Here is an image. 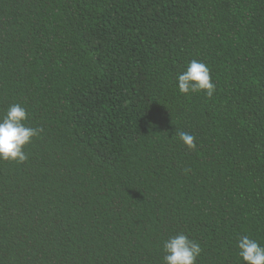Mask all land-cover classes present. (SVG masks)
Wrapping results in <instances>:
<instances>
[{
    "label": "trees",
    "instance_id": "1",
    "mask_svg": "<svg viewBox=\"0 0 264 264\" xmlns=\"http://www.w3.org/2000/svg\"><path fill=\"white\" fill-rule=\"evenodd\" d=\"M192 59L211 98L176 87ZM15 103L43 131L0 160V264H162L177 233L196 264L264 245V0H0V116Z\"/></svg>",
    "mask_w": 264,
    "mask_h": 264
},
{
    "label": "clouds",
    "instance_id": "2",
    "mask_svg": "<svg viewBox=\"0 0 264 264\" xmlns=\"http://www.w3.org/2000/svg\"><path fill=\"white\" fill-rule=\"evenodd\" d=\"M176 87L180 94L203 91L209 98L216 89L209 67L196 59L190 60L185 70L177 74ZM27 119L26 108L18 103L9 105L0 116V160L23 163L28 159L24 148L43 129L29 126ZM175 135L189 149L196 147L192 134L177 131ZM236 241L238 256L245 264H264V245L246 234L238 236ZM202 251L198 241L190 239L184 233H177L163 242L162 264H196Z\"/></svg>",
    "mask_w": 264,
    "mask_h": 264
}]
</instances>
